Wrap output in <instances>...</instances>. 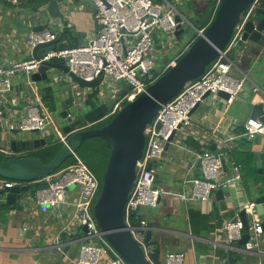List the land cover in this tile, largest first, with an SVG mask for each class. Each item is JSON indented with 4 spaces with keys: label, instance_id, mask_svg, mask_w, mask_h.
Segmentation results:
<instances>
[{
    "label": "built area",
    "instance_id": "1",
    "mask_svg": "<svg viewBox=\"0 0 264 264\" xmlns=\"http://www.w3.org/2000/svg\"><path fill=\"white\" fill-rule=\"evenodd\" d=\"M4 1L9 5L20 3L19 0ZM215 1L218 6L220 0ZM91 2L95 8L94 19L98 29L89 43L73 48H55L45 53L41 59L31 58L10 65H5L0 60V131L3 129V125L1 126L3 110L9 105L13 95L14 78L18 74H23L25 84L31 86L33 82L30 76L43 62L64 64L70 72L85 81L103 77L101 84L109 82L112 87L109 99L118 98L110 106L107 116L109 117L114 115L125 102L132 101L145 91L148 85L174 65L182 55L181 53L169 60L161 71L155 69L156 64L152 56L154 37L158 33L167 35V44L175 39L174 19L178 11L174 6L166 3L165 7L153 0H91ZM263 3L264 0L251 2L249 9L241 14L230 40L218 57L206 67L198 79L188 82L176 97L162 105L151 123L146 126L144 148L136 164V178L124 206V222L148 258L155 248L146 239L150 227L139 216L138 211L141 207H157L161 195L167 194L155 185L157 170L154 162L163 156L164 147L172 133H177L179 126L191 125L190 112L203 101L207 93L209 95L226 93L228 95L224 100L226 105H230L239 94L242 80L230 75L233 67L230 52L238 41H241L244 26L254 11L264 8ZM184 22L187 23V20L184 19ZM204 29H195L196 36L198 37ZM54 35L55 33L51 31L30 33L26 37L25 45L28 49H32L39 44L49 43L54 39ZM120 80L132 87L123 97L119 96V88L115 86ZM76 94L79 95L78 92ZM26 101L28 105L25 115L20 119L10 117L9 122L6 123V132L37 131L42 135L56 133L59 143H64L66 138L58 132L53 114L37 99L32 100L26 96ZM242 130L240 135L218 139L217 142L224 147V151L218 153L205 151L195 155L194 163L198 166L201 176L184 179V184L190 186V196L181 193L178 195L180 200L205 202L212 191L222 186L241 183V167L235 162L232 163L230 176L221 181L225 174L222 160L232 155L234 143L238 138L253 140L259 135L264 136V122L257 118H249L244 122ZM72 159H74L73 164L59 169L43 180L47 186L36 190L35 204L53 209L64 207L67 205V189L74 185L78 188L79 194L76 202L72 204V220L86 227L87 237L95 241L92 244L80 245L77 264H99L103 258H108L109 264H127L105 240L93 217L92 210L100 192V182L76 154ZM14 184L13 181L0 179V191ZM241 212L246 216L247 230L239 217ZM222 230L226 234L227 250L233 249L239 244L243 235L248 234V240L242 245V249L257 257L255 264H263L261 259L264 257V252L260 250V245L264 230L262 220L256 211V203L244 200L238 207L237 216L226 221ZM183 262L182 254L171 252L165 254L164 264H184ZM215 264L229 263L220 261Z\"/></svg>",
    "mask_w": 264,
    "mask_h": 264
},
{
    "label": "crops",
    "instance_id": "2",
    "mask_svg": "<svg viewBox=\"0 0 264 264\" xmlns=\"http://www.w3.org/2000/svg\"><path fill=\"white\" fill-rule=\"evenodd\" d=\"M34 1L23 0L17 5H9L0 0V60L5 65L31 59V51L25 45L26 36L11 28L10 23L13 13L33 7ZM153 1L165 7L166 3L174 6L184 15L188 24H191V17L196 12L190 10L189 4H194L198 9L199 2L208 3L207 0H198L196 4L193 0ZM62 8L65 12L64 26L77 33L82 45L89 43L97 33L95 8L91 0H64ZM58 30L59 27L55 24L49 31L56 33ZM193 30L195 33V28ZM154 38L152 52L156 53V57L153 58L155 61H164L168 57L164 50L167 42L162 39L161 34ZM192 39L193 36L188 41ZM188 41L180 42L179 44L184 46H179L169 59L180 55L187 47ZM244 47H248V44L239 40L230 52L233 62L230 75L242 80V89L234 101L226 105L225 99L218 94L209 95L190 115L191 125L181 127L168 150L154 162L157 170L155 185L167 194L161 195L157 207H141L138 214L150 227V243L160 250L163 264L167 252L182 254L184 264H215L220 261L229 264H255L258 260L254 254L244 252L240 244L227 250L226 234L222 227L226 221L237 216L238 207L244 200H252L255 194L259 195L252 189L251 181L257 179L254 155L264 154V136L259 135L253 140L238 138L234 143L232 155L225 160V174L221 181L230 176L232 163L235 162L241 167V183L218 188L222 189L223 193H214L205 202L183 201L178 198L181 193L190 196V186L183 182L185 178L201 176L198 166L194 163L195 155L205 151H224V147L218 144V139L240 135L244 122L252 118V106L264 104V78L260 75H264V66L257 69L260 71L252 67L258 55L256 49L245 58H237L235 53ZM44 86L45 82L27 86L23 74L14 78L13 95L9 105L3 110V129L0 134H5L6 123L10 117L20 119L25 115L28 105L26 96L32 100L37 99L45 107L41 91ZM62 90L65 102L58 93L54 96V105L58 111H71L80 103L85 105L91 92L69 87ZM69 92L82 97V101L77 105L72 103L68 106L66 95ZM107 99L102 93L97 98L99 103L108 102ZM7 155L9 153L0 152V161ZM39 189L42 188L33 189L29 198L20 203L22 209L12 208L4 211L0 208V264H77L80 245L95 242L87 237L82 226L72 220V204L76 202L79 194L77 187L66 192L67 205L58 209L35 204V192ZM260 250L264 252V235ZM261 261L264 264V257ZM99 264H109L108 258L101 259Z\"/></svg>",
    "mask_w": 264,
    "mask_h": 264
},
{
    "label": "water",
    "instance_id": "3",
    "mask_svg": "<svg viewBox=\"0 0 264 264\" xmlns=\"http://www.w3.org/2000/svg\"><path fill=\"white\" fill-rule=\"evenodd\" d=\"M21 1L23 0H19V2ZM252 1L220 0L211 22L192 41L176 63L148 85L145 91L135 99L122 105L112 119L102 127L96 128L94 125L108 116L111 108L108 102H98L94 108L79 105L71 111H58L55 116L57 129L66 140L64 143H60L61 147L47 163H43L38 157H31L29 154L58 144L56 133L44 136L37 131L24 133L14 130L6 132L4 135L0 134L2 146L0 152L9 153L5 160L0 161V179L15 182L12 187L0 191V208L4 211L12 208L22 209L20 203L27 197L29 198L33 191V183L43 181L53 175L66 160L76 154L84 141L92 138L102 139L110 146V152L100 183V192L92 210L94 220L105 240L127 264H163L160 259V250L154 249L148 258L124 222V206L134 184L136 164L141 158L145 144L144 131L160 107L176 97L188 82L198 79L206 67L218 57L230 40L241 14L249 9ZM63 2L64 0H45L41 5L13 13L10 27L26 37L30 33L49 31L55 24L59 27L52 41L30 49L32 59H41L45 53L54 50L60 42L65 24ZM184 19L182 13L178 12L175 16L174 36L176 41L180 40L184 31L183 25L186 23ZM241 42L248 44V47L238 50L235 53L237 58H245L256 49L258 55L252 67L256 68V71H260L257 69L264 66V8L256 9L251 15L244 26ZM169 60V57H166L164 61H155V64L166 66ZM52 70L59 71L62 75L50 78L48 73ZM260 75L264 78L262 73ZM30 79L34 84L61 81L70 89L90 91L102 89L104 97H106L104 91L108 94L112 88L101 84L103 77L85 81L70 72L64 64L57 62H43L31 74ZM115 86L119 88L120 97L125 96L132 89L123 80H120ZM218 95L224 99L228 98V95L223 92H219ZM208 96L209 93L203 97V100ZM198 105L194 107L190 115ZM251 110L252 118L264 122V104L253 105ZM179 129H181L180 126ZM175 135L176 132H173L170 136L164 147V152L168 150ZM254 161L257 179L251 181V187L259 195L255 194L251 201L256 203V211L262 220L264 230V154H255ZM222 167L224 170L225 160H222ZM74 187L73 185L67 190ZM214 193L222 194L223 191L222 189H218L217 192L212 191L210 197ZM239 217L247 230L248 223L245 214L241 212ZM82 230L87 233L86 227H83ZM150 233V230L146 233V239L149 242ZM247 240L248 234L245 233L239 244L243 245Z\"/></svg>",
    "mask_w": 264,
    "mask_h": 264
},
{
    "label": "trees",
    "instance_id": "4",
    "mask_svg": "<svg viewBox=\"0 0 264 264\" xmlns=\"http://www.w3.org/2000/svg\"><path fill=\"white\" fill-rule=\"evenodd\" d=\"M32 1H34V0H32ZM44 2H45V0H36V1L33 2L32 5L33 6H38V5L43 4ZM262 6L264 7V3L262 4ZM189 8H190V10H195L196 11V12H194L193 17L190 20V23H191L192 27L195 28V29H202V28H205L211 22V20H212V18L214 16V13L216 11L217 5H216V1L212 0V1L208 2V3H206L204 5V7L202 9H200V10L196 9L195 5L192 4V3L189 4ZM196 38H197V36L193 32L192 41H194ZM192 41H190L188 43L187 47L192 43ZM63 42H65V43H63ZM80 45H82V43L79 40V36L77 35V33L75 31H73L72 29L66 27V25H65L64 29H63L61 40L56 45V48L57 49L73 48V47H77V46H80ZM187 47L185 48V50L187 49ZM50 83L51 82H49V81L45 82V86L41 89V91H42V100H43V103H44L45 107L48 109V111L50 113H52L53 116L55 117L57 112H58V110L56 109V107L54 105V101H55L54 99L55 98H54L53 89L51 88V84ZM97 104H98V101H97V98H96V91H93L91 93V95H89L85 105L90 107V108H94ZM109 121H107L106 123H108ZM106 123H104V125ZM98 124L94 125V127L99 128V127L103 126V125L100 126ZM94 140H96L97 143H94ZM58 145H60V143H58ZM87 146L91 147V150L94 153V155L96 156V158L98 156L97 159H98V162H100V165H101V170L99 171L100 174L98 176V179H99V181L101 183L102 176H103L104 171H105L106 162H107V159H108V156H109V152H110V146L102 139L92 138V139H88V140L84 141L83 144L81 145V147L78 149V151L81 150L84 147H87ZM60 147H61V145H60ZM58 150H59V148L55 150V146H50V147H47V148L32 152L29 155L31 157H38L43 163H47L49 160L48 161H43L42 158L39 157V156L48 157L49 155H52V157H53V155ZM77 152H76V154H77ZM6 158H7V156H3V160H5ZM3 160H1V161H3ZM72 160H74V159H72ZM83 163L86 166H88L85 162H83ZM62 166L60 167V169L63 168ZM46 186L47 185L43 181H40V182L33 183L32 188L33 189H37V188H44Z\"/></svg>",
    "mask_w": 264,
    "mask_h": 264
},
{
    "label": "rangeland",
    "instance_id": "5",
    "mask_svg": "<svg viewBox=\"0 0 264 264\" xmlns=\"http://www.w3.org/2000/svg\"><path fill=\"white\" fill-rule=\"evenodd\" d=\"M193 2L194 3H197V0H193ZM204 5H205V3H203L202 1L201 2H199V4L197 5V8H198V10H200V9H202L203 7H204ZM193 17V16H192ZM191 17V18H192ZM256 19H258L259 17H255ZM183 29H184V31H183V33L181 34V39L179 40V41H176L175 39H173V40H171L170 42H168V44H167V46L164 48V50L166 51V55L169 57V56H171V54H173V52H175V50L180 46V48L182 47V46H184V44H179L180 42H187L188 40H189V38L191 37V36H193V27H192V25L191 24H188V23H185L184 25H183ZM159 34V33H158ZM161 34V37H162V39L163 40H167L168 39V36L167 35H165V34H162V33H160ZM189 42V41H188ZM154 54H156L155 52H152V56L155 58L156 56L154 55ZM160 61V60H159ZM155 69L156 70H159V69H163V68H161V67H159V66H155ZM49 76H50V78H52L53 76H60V75H62V73L61 72H59V71H56V70H52V71H49ZM106 85H107V87H110V84H109V82H106L105 83ZM65 87H68L66 84H63V83H61V81H57V82H55V81H51V88L53 89V93H54V96H56V94L55 93H58V95L61 97V99H62V101L63 102H65V100H66V98H64V95H63V90L62 89H64ZM103 88V87H102ZM96 91V98H98V97H100V94L101 93H103L102 92V89H97V90H95ZM93 91H91L89 94H88V97H89V95H91V93H92ZM104 93L106 94V97L109 99V97L111 96V92L110 93H106L105 91H104ZM66 97H67V102H68V106H70L72 103L73 104H76L77 105V103H79L80 101H82V97H78V96H76L74 93H72V92H69L67 95H66ZM88 97H87V99H88ZM56 99V98H55ZM54 99V100H55ZM118 98H115L114 100H112V99H109L108 100V103H109V105L111 106L112 105V103L115 101V100H117ZM98 101V100H97ZM74 102H76V103H74ZM57 103H58V101L56 100V106H57ZM80 105H81V103H80ZM82 105H84V104H82ZM78 113V112H77ZM112 117H113V115H110L109 117H106L105 119H103L98 125H100V126H102V125H104V123H106L107 121H109L110 119H112ZM94 143H97V141L96 140H94ZM53 146H55V150L56 149H58V148H60V145H58V144H56V145H53ZM107 147V146H106ZM54 152V151H53ZM55 155V154H54ZM53 155V156H54ZM76 155H78L79 156V158L83 161V162H85L88 166V168H89V170L94 174V176H96V178L98 179V176H99V171L101 170V165H100V162H98V156H97V158H96V156L94 155V153L92 152V150H91V147L90 146H87V147H84V148H82L81 150H79L78 152H77V154ZM39 157H41L42 158V160L43 161H50L51 160V158H52V155H49L48 157H46V156H39ZM74 163V160H72V158H70V159H68V160H66L65 161V163L63 164V166L62 167H66V166H68V165H71V164H73ZM98 181H99V179H98ZM100 182V181H99Z\"/></svg>",
    "mask_w": 264,
    "mask_h": 264
}]
</instances>
